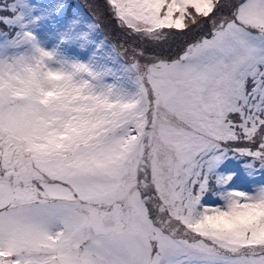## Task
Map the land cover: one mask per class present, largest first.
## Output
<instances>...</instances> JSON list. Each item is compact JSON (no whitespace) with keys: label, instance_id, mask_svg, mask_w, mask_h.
Segmentation results:
<instances>
[{"label":"snow or ice","instance_id":"6c2138e0","mask_svg":"<svg viewBox=\"0 0 264 264\" xmlns=\"http://www.w3.org/2000/svg\"><path fill=\"white\" fill-rule=\"evenodd\" d=\"M0 264H264V0H0Z\"/></svg>","mask_w":264,"mask_h":264},{"label":"rangeland","instance_id":"374dc122","mask_svg":"<svg viewBox=\"0 0 264 264\" xmlns=\"http://www.w3.org/2000/svg\"><path fill=\"white\" fill-rule=\"evenodd\" d=\"M82 4H87L91 2V0H79ZM100 3H103V0H99ZM103 35L101 38H107V41L110 44L119 46L122 44L125 40L124 34L121 32L119 28L115 26V21H111L107 18V15L105 16V19L103 21V27H102ZM74 55V53H73Z\"/></svg>","mask_w":264,"mask_h":264}]
</instances>
